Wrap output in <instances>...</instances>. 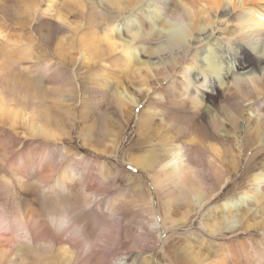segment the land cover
<instances>
[{"label": "bare ground", "instance_id": "6f19581e", "mask_svg": "<svg viewBox=\"0 0 264 264\" xmlns=\"http://www.w3.org/2000/svg\"><path fill=\"white\" fill-rule=\"evenodd\" d=\"M42 1L45 2V9L41 8ZM69 1L78 4L80 15L84 13L82 1ZM89 2L92 12L98 17L94 16L96 19H93L92 24L79 34L81 44L79 49L82 47L81 52H86L82 53L84 57L87 55L90 57V54L101 50L100 56L106 59L102 62L104 66L125 68L135 62L138 56H142L145 59L143 68L151 72L153 79L157 78L158 73L164 80L169 79L170 83L167 92L158 91L157 87H149L147 83L144 94L150 91L157 94L160 102L166 101L168 104L165 106L166 109L171 106L183 108L185 105L192 114L199 116L204 124L213 125L216 137L226 143L228 139L238 136L239 127L236 126V122L242 118L241 113L248 112L247 126L245 125L248 135L242 146L245 149L249 144L264 146V0H89ZM56 3L57 0H30L27 6L33 8V18L37 20L44 17V12L51 13ZM68 11L67 8L60 12L59 25L63 28L68 27L67 32L76 35L82 25L77 24L74 28L76 23L67 21L70 18ZM3 37L4 31L0 28V39ZM41 69L52 70V65H44ZM124 91L127 89L119 91L116 88L115 95L118 97L119 108L128 106V103L135 106L140 104V100L134 99L132 95L123 98ZM218 100L221 104L225 102L222 108H218ZM210 101L212 103L208 104ZM204 103L207 108H201V104ZM5 115V109L0 106V118ZM29 116L18 108L13 109L8 118H12L11 124L18 125L20 118L26 121L29 120ZM22 124L30 130L32 136L43 138L52 136L41 125L44 122L39 124L31 119L28 124ZM180 134L179 132L167 136L163 141L166 147L163 152L149 151L150 153L142 155L139 161L144 171L153 174V185L165 198L183 199H181L183 204L180 203L174 213H181L186 206L189 209L194 206V212L197 214L204 205L213 203L217 215L220 213L219 209L223 212L216 221L213 220L214 216L211 217L212 222L207 224L203 222L210 232L208 236L207 233L205 235L215 243L218 240L221 242L220 247L215 250L217 254L210 253L209 257L207 253L201 264H264V223L256 219L252 221L254 217L250 218L249 211L243 212L242 209L246 202L250 203L253 199L259 204V210L264 216V165L256 166V163L247 166L246 171L250 173L249 183L242 188L240 201L225 199L218 205L213 193L217 192L215 189H218L222 179L230 175L236 166L238 168L239 158L235 154L230 161L227 153L231 154L233 151L221 147L220 149L218 147L220 145L216 143L204 148L191 133L186 140L181 141ZM13 135L8 139L0 133V144L8 148V153H4L0 160L2 163L0 194L4 195V198L0 197V264H30L31 256H35V264H50L55 258L61 260L62 256L66 255H70L69 261L73 258L72 260L76 262L73 264H82L93 261L101 243L107 248L105 258H108L109 252L121 247L123 223L117 217L118 211L114 202L102 205V200L97 197L101 191L98 186L101 185L102 188L106 181L102 180L104 175L91 172L93 170L89 167L95 164V160L92 157H79L73 154L66 160L57 143L32 145L26 148L25 139L22 147L16 149L17 142L14 133ZM238 154L240 156V153ZM4 166L7 167V171L2 169ZM205 175L212 179V183L208 184L204 180ZM30 181H34V186L45 188L49 197L43 194V202L37 198L33 199L37 195L35 191L29 189L33 186L29 184ZM68 194L80 195L87 206H92L93 211L99 209L105 214L109 223L102 227L100 235L91 236L87 224L79 220L80 217L74 213L75 209L63 203L61 198ZM8 197L15 201V206H8ZM27 200H31L39 210L31 203L24 207L28 204ZM141 201L146 205L143 211L150 217L145 219L148 235L153 234L158 225L176 235L178 227L186 226L185 222L191 221V218L185 220L188 215L186 212L185 217L179 220L173 216V218L164 216L160 224L159 220H153V198L143 195ZM42 203L44 208L41 207ZM239 211L242 212L239 218L240 225L225 230L226 221L229 222L230 217L237 215ZM166 214L168 215V212ZM199 229L205 231V228ZM257 231H260V235ZM111 232L113 238L110 245L108 237ZM145 243L154 246L149 240ZM205 243L208 249L212 247L211 241L203 240L202 244ZM189 246L191 248L190 244ZM56 248H59L58 251ZM199 251L194 250L197 259ZM145 262L153 264L150 258H145ZM119 264H126V261Z\"/></svg>", "mask_w": 264, "mask_h": 264}, {"label": "rangeland", "instance_id": "374dc122", "mask_svg": "<svg viewBox=\"0 0 264 264\" xmlns=\"http://www.w3.org/2000/svg\"><path fill=\"white\" fill-rule=\"evenodd\" d=\"M80 1L82 4L84 3L82 15L78 13V4L69 0H57L51 13L44 12V17L36 20L33 18V8L27 6L30 0H0V28L4 31L5 36L0 39V106L5 109L7 115L4 116L5 118H0V125L2 126L0 133L8 139L14 133L17 142L16 149L22 147L25 139L27 140L26 148L32 145H55L57 143L56 145L60 151L62 150L66 160H69L70 156L73 155L88 156L95 160V164L89 167L90 170H93L91 172L104 175L102 180L107 182H105L106 185H102L103 190L101 185L98 186L101 191H99L100 193L97 192V194L99 193L97 197L102 200V205L104 203L113 204L114 202L118 211L117 217L123 223V244L109 252L108 258H105L104 253L107 248L105 244L101 243L93 261L84 262L85 264H119L123 261H126V264H146L145 258H150L153 264H167V262L201 264L207 253H209L207 255L209 257L210 253L217 254L215 250L220 247L219 242H221L218 240L215 243L207 237L210 232L203 222L207 224L213 220L216 221L220 213L223 214V212L219 209L220 213L217 215L214 210L216 206L213 203L204 205L197 214L194 212V206L190 209L186 206V209L181 210V213H174L175 208L183 204L182 198L177 197L170 200L165 198L153 185V174L141 168L139 158L150 152H163L166 148L163 141L166 140L167 136L170 137L179 132L181 133L180 136L182 135L181 141L186 140L191 133L196 137L197 142L202 143L201 146L204 145V148L211 143H216L220 145L219 148L233 151L231 152L232 155L230 152L227 153V158L230 160L236 154V157L239 158V166L238 168L235 167L236 171L233 169L230 175H227L228 177L222 179L218 189H215L217 191L213 193L216 196L215 202L217 201V204L220 205L225 199L239 200L242 196V188L249 183L248 175L250 173L246 171L247 166L249 164L253 166L256 163V166L264 165L263 145L247 144L249 147L247 146L246 149L242 146L248 135L245 125L247 126L246 120L249 113H241L242 118L236 122V126L239 127L238 136L232 137L231 140L228 139V143H226L216 137V129L213 125L204 124V121L199 116L196 117L192 114V111L185 105L183 108L171 106L166 109L165 106L168 104L166 101L160 102L157 94L151 91L146 94L143 93L147 90V83L149 87H157L158 91L166 90L165 92L169 90L170 83L168 82L169 79L164 80V77L159 76L158 73L157 78L153 79L151 72L143 68L145 59L142 56H138L135 62L125 68L104 66L102 62L106 59L100 56L102 55L101 50L95 52L98 54L90 52L92 53L90 57L89 55L84 57L83 54L86 52H81L82 47L79 49L81 45L79 34L85 27L92 24L96 14L92 12L89 0ZM41 3V8L45 9V2L42 1ZM67 8L70 17L67 21L76 23L74 28L77 24L81 23L82 25L79 33L76 32L78 35L68 33V27L63 28L59 25L60 12ZM44 65H52L53 71L41 69ZM147 73L148 75H146ZM116 88L119 91L127 89L122 93L123 98L132 95L134 99L140 100V104L135 106L128 103V106L124 105L122 108L119 105V108L117 105L118 97L115 95ZM217 102L218 108H222V105L225 104V102L219 103V100ZM210 103L212 101L208 104ZM205 104H201V108H207ZM18 108L28 116L30 115L28 117L30 121L33 119L39 124L44 122L41 125L52 134V136L47 137L50 139L49 141L47 138L32 136L30 130L22 124H28L30 122L28 119L23 121L20 118L18 125L11 124L13 123L12 118H8V116L13 109L18 110ZM195 118L196 120H194ZM251 139H253L252 136ZM4 146H0V160L4 153H8V148ZM82 150H86V152H82ZM2 169L7 171L5 166ZM204 180L208 184L212 183V179L207 178L206 175ZM29 184L33 185L29 189L35 191L37 195L32 197L33 199L37 198L43 202L44 196L49 197L45 188L34 186V181H30ZM17 187L19 188V186ZM43 194L44 196H42ZM143 195L153 198V220H159V223L162 224L163 218L167 216L179 220L185 217L186 212H188L185 220L191 218V223L185 222L186 226L178 227V234L176 235L163 229L160 225L156 226L153 234L148 235L145 219L150 217L143 211V207L146 206L141 201ZM0 197L4 198V195L0 194ZM61 200L64 204L71 206V209H75L74 213L81 218L79 220L87 224L91 236L100 235L102 227L109 223L104 213H101L99 209L93 211L92 206H87L80 195L68 194L63 196ZM7 202L9 207L16 205L11 197H8ZM13 202L14 204H12ZM26 203L28 204H25L24 207L32 204L31 200H27ZM41 207L44 208L43 203ZM242 209L243 212L249 211L250 218L251 216L254 217L252 221L256 219L264 223V216L259 210V204L253 199L250 203L246 202ZM240 211L237 215H230V221L225 223V230L240 225L239 218L242 215ZM224 213L227 217V210ZM211 217H214L213 220ZM167 224L170 223L167 222ZM199 228H205V231H201ZM112 232L115 234L113 229ZM112 232L110 233L111 236L108 237V244L110 245L113 238ZM257 233L260 235V231ZM148 236H150L149 239ZM147 240L154 246L146 244ZM203 240L211 241L212 247L208 249L206 243L202 244ZM58 249L56 248L57 251ZM195 249L200 250L198 259L194 252ZM69 256H62L61 260L55 258L50 264H73L75 261L72 260L73 258L69 261ZM33 257L31 256L29 259L30 264H35L36 259L35 256Z\"/></svg>", "mask_w": 264, "mask_h": 264}, {"label": "trees", "instance_id": "16d2710c", "mask_svg": "<svg viewBox=\"0 0 264 264\" xmlns=\"http://www.w3.org/2000/svg\"><path fill=\"white\" fill-rule=\"evenodd\" d=\"M82 152H86V150H82Z\"/></svg>", "mask_w": 264, "mask_h": 264}]
</instances>
